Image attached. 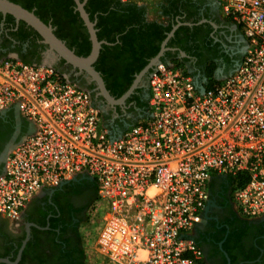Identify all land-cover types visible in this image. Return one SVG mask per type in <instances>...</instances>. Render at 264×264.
<instances>
[{
    "label": "built area",
    "instance_id": "built-area-1",
    "mask_svg": "<svg viewBox=\"0 0 264 264\" xmlns=\"http://www.w3.org/2000/svg\"><path fill=\"white\" fill-rule=\"evenodd\" d=\"M148 10L164 0H119ZM241 27L236 73L203 92L185 65L150 73L148 114L113 135L89 91L47 64L0 58V116L27 132L0 175V215L17 222L43 192L78 179L98 185L87 218L102 264H202L193 233L218 178L248 176L237 212L264 218V0H211Z\"/></svg>",
    "mask_w": 264,
    "mask_h": 264
},
{
    "label": "flooded vegetation",
    "instance_id": "flooded-vegetation-1",
    "mask_svg": "<svg viewBox=\"0 0 264 264\" xmlns=\"http://www.w3.org/2000/svg\"><path fill=\"white\" fill-rule=\"evenodd\" d=\"M73 1L72 13L77 19L71 17L60 29L77 37L80 45L84 42L83 35L88 33L92 52L89 29ZM88 1H80L84 9ZM194 1L199 7L191 10L189 21L176 25L168 34L161 61L169 52L178 53V61L195 74L198 82L213 68L216 80L233 76L247 53L244 34L226 21L217 4L208 0ZM93 24L95 28L96 24ZM48 26L54 33L58 30L53 20ZM173 39L178 47L168 48ZM4 57H14L30 64H47L69 76L90 92L104 122L115 136L123 134L137 119L148 114L151 72L139 79L148 65L136 73V61L114 62L115 73L122 84H111L110 87L116 92L123 86L125 91L116 97L107 90L115 102L111 103L86 74L51 51L32 28L0 13V58ZM98 60L99 57L95 64ZM170 61L166 60V63H172ZM112 64L110 59L102 61L101 71H107ZM133 72L134 80L129 82V75ZM127 94L129 96L120 102ZM7 117V114L1 115L0 119ZM14 120L16 131L11 138L2 124L0 127V175L9 149L24 135L22 127L25 122L17 113ZM93 197L94 192L86 183L74 180L43 192L29 204L17 222L0 215V260L7 261L0 264H87L81 226L87 220ZM193 239L201 249L202 264H264V218L248 220L237 212L228 178L215 180L206 215L195 228Z\"/></svg>",
    "mask_w": 264,
    "mask_h": 264
},
{
    "label": "trees",
    "instance_id": "trees-1",
    "mask_svg": "<svg viewBox=\"0 0 264 264\" xmlns=\"http://www.w3.org/2000/svg\"><path fill=\"white\" fill-rule=\"evenodd\" d=\"M11 2L20 5L24 9L34 12V14L46 25H49V21L53 20L58 30L55 35L63 42H66L67 47L73 50L79 57L86 58L91 53V42L88 33L84 36L83 45H80L77 41V37L69 36V32H63L60 29L61 25L73 16V0H10ZM83 2L84 0H80ZM199 6L194 0H164L156 6L158 9V18L149 19L148 9L146 7H140L133 4H124L119 0H89L86 6V12L92 23H95L97 30V38L99 42H104L99 60L94 65L95 70L100 73L106 89L116 97H120L124 93L123 86H120L116 92L110 87L111 84H122L115 71L116 63L136 61L138 66L136 73H139L145 68L151 60L158 56L161 50L162 43L166 40L172 29L182 23H186L192 18L191 10L196 9ZM201 18H199L200 20ZM226 21L234 26L241 34H243L240 26L232 22L230 19ZM178 47V43L173 39L168 48L174 49ZM178 53L169 52L166 54L165 59L162 60L166 63V60H171L173 64L182 66V62L176 58ZM112 60L113 64L107 71H101L102 61ZM30 64L28 62H24ZM214 68L209 70L205 74L208 80L204 87L208 90L214 84H217L214 77ZM135 72L129 75V82L134 80ZM15 113H7V119H0L1 124L5 128V132L9 134L8 138H11L16 131V122L14 120ZM27 124L24 123L22 132H27ZM110 130V129H109ZM111 132V131H110ZM83 184L86 183L94 192L92 200L93 204L97 199L98 185L96 182L88 179H81ZM229 187L233 193L236 189L244 188L248 182V176H239L236 178H228ZM73 183V182H72ZM86 220V218H85Z\"/></svg>",
    "mask_w": 264,
    "mask_h": 264
},
{
    "label": "water",
    "instance_id": "water-1",
    "mask_svg": "<svg viewBox=\"0 0 264 264\" xmlns=\"http://www.w3.org/2000/svg\"><path fill=\"white\" fill-rule=\"evenodd\" d=\"M75 2L78 5L80 14L89 29L93 44L92 52L86 58L79 57L73 50H70L66 44L55 35L53 28L42 22L34 14V12H30L9 0H0V13L4 16H11L16 21L23 22L28 27L32 28L43 39V42L49 46L51 51L55 52L62 60H64L74 69L78 70L80 73L86 74L91 79V81L97 85L101 94L111 103H115L114 99L109 95L101 75L94 68V64L99 57L103 44L105 43L99 42L94 24L91 23L89 16L84 9V4H81L79 0H75ZM166 45L167 41L163 43L161 52L158 54V56L151 60L148 66L143 70L139 79L152 72V70H154V68L162 62L161 58L166 51ZM200 89L203 92V85H200ZM131 92L132 90L129 92V94ZM129 94H127L120 102H123L129 96ZM0 262L7 261L0 260Z\"/></svg>",
    "mask_w": 264,
    "mask_h": 264
},
{
    "label": "rangeland",
    "instance_id": "rangeland-1",
    "mask_svg": "<svg viewBox=\"0 0 264 264\" xmlns=\"http://www.w3.org/2000/svg\"><path fill=\"white\" fill-rule=\"evenodd\" d=\"M156 6L157 4L151 6V9L148 10L149 19L151 20L158 18V9L156 8ZM222 79L224 80L226 78H222ZM142 117L137 119L136 122H138ZM95 230H96V224L92 223V221L89 218H87V220L81 226V233L84 238V244L87 252V264H102V260H101L102 258L100 259L98 252L94 248L95 237H96Z\"/></svg>",
    "mask_w": 264,
    "mask_h": 264
},
{
    "label": "crops",
    "instance_id": "crops-1",
    "mask_svg": "<svg viewBox=\"0 0 264 264\" xmlns=\"http://www.w3.org/2000/svg\"><path fill=\"white\" fill-rule=\"evenodd\" d=\"M208 1L213 2V1H211V0H208ZM213 3H215V2H213ZM215 4H216V3H215ZM155 19H157V18H155ZM182 64H183V63H182ZM188 72H189L191 75H193V76L195 77V80H196V82H197L199 85H203V84L206 82V78H204L203 80H201L200 82H198L197 79H196L195 74H193V73L190 72L189 70H188ZM222 80H223V79L220 78V79H218V80H216V81H222Z\"/></svg>",
    "mask_w": 264,
    "mask_h": 264
}]
</instances>
